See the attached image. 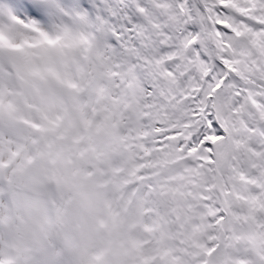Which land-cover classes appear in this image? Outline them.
Masks as SVG:
<instances>
[{"label": "snow or ice", "instance_id": "obj_1", "mask_svg": "<svg viewBox=\"0 0 264 264\" xmlns=\"http://www.w3.org/2000/svg\"><path fill=\"white\" fill-rule=\"evenodd\" d=\"M0 264H264V0H0Z\"/></svg>", "mask_w": 264, "mask_h": 264}]
</instances>
